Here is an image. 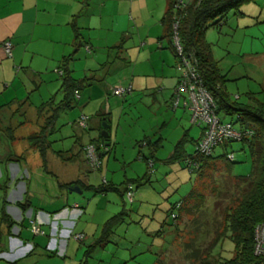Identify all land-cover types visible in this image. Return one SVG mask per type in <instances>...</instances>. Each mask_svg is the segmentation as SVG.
<instances>
[{
	"label": "crops",
	"instance_id": "obj_1",
	"mask_svg": "<svg viewBox=\"0 0 264 264\" xmlns=\"http://www.w3.org/2000/svg\"><path fill=\"white\" fill-rule=\"evenodd\" d=\"M162 1V8H157L155 12L147 0H0V264H39L46 259L50 264H72L73 261L74 264H89L88 259L84 262L78 260L83 242L89 241L87 249L96 244L103 236L105 224L111 219L114 220L107 242L95 246L87 257L90 258L96 250L107 249L109 262L104 261L103 264H127V260L121 259L124 252L118 254V251L121 252L118 246L130 241L118 227L124 223L126 216H130V212L124 209L118 213L113 205L103 202L101 196L94 194L104 188L102 184L97 186L89 182V173L93 170L87 164L83 147L89 143L98 146V139L104 130L103 122L106 121L109 123V141L103 144L105 149L100 148V156L104 160L108 157L114 145L112 137L117 141L121 116L127 114L124 98L142 96L141 99L146 102L147 96V103H152L153 95L154 99L160 98L162 101L165 97L167 107L171 108L177 73L174 54L169 43L165 45L163 42L165 26L162 20L170 0ZM73 19L83 45L78 51ZM154 22L161 26L156 29V36L152 34ZM122 39L125 40L120 53L116 46ZM6 40L12 43L11 57L4 52L3 43ZM136 40L141 42L140 46L136 45L141 50L136 57V65L131 66L129 60L130 65L125 66L124 61L127 62L128 57H131L127 44L134 46ZM86 45L92 47V53L86 51ZM75 51L69 68L75 80L86 82L85 87L76 95L73 111L59 112L56 116L54 131L48 136L51 146L44 160L39 149L32 146L28 139L40 132L45 121L55 111L46 109L39 115L38 108L50 99L56 108L64 99L62 81L56 70L60 69L63 57ZM104 57H108V60L111 57L116 60L121 58L119 65L114 61L115 67L112 65L107 71L111 73L115 68H126L122 71L123 78L112 83V77L108 79L103 76L109 62H103ZM139 63L147 66L142 72L134 74ZM129 85L132 86V92L128 96L118 97L110 93L112 87ZM97 86H101V89ZM85 88L86 91H82ZM98 91H101L100 94H96ZM103 93L106 94V100ZM76 106L78 109L74 112ZM179 111L182 120L187 115L190 118L189 109L182 104L175 110V116ZM82 115L89 117L90 125L87 132L79 134L73 130ZM115 117L118 119L117 125L114 123ZM196 128V132L195 129L181 131L177 128L180 131L177 141L185 139L184 150L187 154V143L196 144L202 137V128ZM161 129L159 138L150 139L152 142L159 141L158 148L163 140ZM83 133L86 135L82 136ZM91 133H94L93 139L89 137ZM85 138L88 140L83 142ZM143 140L149 142L147 137ZM59 151L65 154L66 161L57 155ZM150 157H155L154 152ZM196 178L198 182V176ZM106 182L109 191L113 190L122 197L129 190L127 184L131 181L116 184L111 178ZM65 184L71 186L63 187ZM75 186L83 193L89 191L93 196L85 201L73 198L75 192L70 189ZM97 197L99 200H96ZM174 206H170L169 213L175 209ZM181 211L184 213L185 210ZM182 217L180 213L176 225ZM31 219L43 234L31 233ZM165 222L166 219L162 225ZM160 232L157 229L150 234L158 240ZM76 234L84 236L82 242L75 241L73 236ZM78 243L80 248L76 246ZM123 249L126 255L138 252L136 246L130 248V253L126 247ZM175 250L179 252L172 246L169 255L174 264H179L173 257L178 254ZM117 254L120 258L116 257ZM136 258L137 255L132 259ZM158 261L160 259H155L152 264H159Z\"/></svg>",
	"mask_w": 264,
	"mask_h": 264
},
{
	"label": "rangeland",
	"instance_id": "obj_2",
	"mask_svg": "<svg viewBox=\"0 0 264 264\" xmlns=\"http://www.w3.org/2000/svg\"><path fill=\"white\" fill-rule=\"evenodd\" d=\"M147 2L151 4V8H155L153 10L155 12L157 8L160 9L163 5L162 0H147ZM159 25L157 22L152 24V34L154 36L157 34L156 29L161 27ZM205 39L212 44L213 56L219 64L221 73L227 76L228 81H226L225 88L231 99H237L239 102L245 103L248 102L246 94L251 93L258 100L264 101V0L243 4L239 12H231L225 22L220 23L217 27L208 28ZM163 42L168 45L166 37ZM140 44L141 42L138 40H136L134 46L127 44V48H131L128 49V55L132 59L128 57L127 62L124 61L125 66L130 65L128 61L131 60V66L135 67L136 57L141 51L136 45L140 46ZM171 55L173 57V54ZM174 57L175 72L177 73L178 61ZM102 60L103 62L109 61L107 69L103 71L104 77H108V79L112 77L114 80L112 83L123 78L124 73L122 71L126 68H115L111 73L107 71L109 67L112 65L115 67L119 61H122L121 58L116 60L111 57L108 60V57H104ZM114 61L116 64H113ZM138 65L139 67L135 73L133 72L134 74L142 72L143 68L147 66H143L142 63ZM97 88L101 89V86H97ZM86 89L82 91H86ZM11 91L13 92V88H11ZM55 92L53 94H56ZM100 92L98 91L96 94H100ZM102 96L106 100V94L103 93ZM107 97L110 98L111 95H107ZM141 98L142 96H136L135 98L129 96L127 99H123L126 100L124 105H126L127 111L125 113L128 115L122 114L121 116L117 141H114L112 137L111 141L115 146L113 145L108 157L105 156V160L102 158L101 170L89 173V176H91L89 182L97 186L99 184L104 185L103 188L106 191H104L105 193L95 192L94 194L101 196L100 199L103 202L113 205L118 213L123 212L124 209L130 212V216H126L124 223L118 227L121 229V234L126 236L130 242L121 243L118 246L121 248V252L118 251V254L124 252L121 259L122 261L127 260V264H152L155 259H160L159 264H174L169 255V249L174 246L179 252L175 250L178 254L173 255V257L179 264H229L226 261L230 260L234 254V244L229 238V234L223 238L215 249L212 251L208 249L215 232L222 230L220 227L223 225L221 222L227 213L226 209L234 206L245 190L246 184L237 182L236 177H249L254 172L255 164L250 150L247 147L242 149L240 142H234L226 148L217 147L213 154L214 157L224 152H233L235 154L234 163L227 166L226 162H217L216 166L213 165V168L205 172V178L201 181L199 179L197 182V173H191L185 167L184 162L169 160L174 144L179 141L177 139L180 136V131L177 128L179 127L181 131L185 129L193 131L195 129L196 132L198 131L197 126L190 123L187 114L184 120H182L180 111L175 116L176 109H173L172 104V109L167 107L165 97L162 101L160 98L154 99L155 95H153L151 96L152 103H147V96H145L146 102ZM77 109L78 106H76L74 112ZM229 118L230 116H227L224 120L228 121ZM117 120L115 117V125H117ZM88 124L90 125V121ZM159 129H161L163 140H161L160 147L154 152L155 157L152 159L150 156L153 149L151 145H148V140L144 141L143 139L147 137L151 141L150 139L159 138ZM73 131L82 134V131L87 132L88 130L77 125ZM113 131H115V128ZM84 135L86 134L83 133L82 136ZM89 137L93 139L94 133ZM87 140L88 138H85L83 142ZM186 148L189 154H193L196 150V144L188 142ZM139 151H141L140 154H138ZM142 155L152 159V167L141 158ZM144 176L146 177L143 178ZM111 178H114L116 184L126 180L131 181L127 184V188L133 193L132 201L128 198L127 191L121 197L119 193L107 189L109 186H107L106 181H110ZM133 179L141 180L138 183L133 182ZM195 186H197V192L202 194L204 200L196 201L197 206L194 210H190L192 212L184 211L183 213V211L175 208L169 213L170 206L177 205ZM72 196L75 199L85 201L93 194L86 190L84 193H73ZM96 200H99V197ZM172 213L182 214L183 217L178 220V225H176L177 220L173 219ZM164 219H166V222L165 225H162ZM157 229L161 231V237H158V240L150 234ZM73 238L77 241L75 235ZM78 241L82 242L83 240ZM83 244L78 255L79 261L84 262L85 259H88L89 264L109 262L110 257L106 254L107 249L96 250L90 258L87 255L85 257V252L88 250L86 246L89 241L84 240ZM132 244H135L138 252L134 251V255H126L123 247H126L128 253H130V248H135ZM76 246L78 248L80 244L78 243ZM118 254L116 257H119ZM136 255L137 258L132 259ZM50 260H53V258H50ZM71 263L74 264V261ZM39 264H50V262L46 259Z\"/></svg>",
	"mask_w": 264,
	"mask_h": 264
},
{
	"label": "trees",
	"instance_id": "obj_3",
	"mask_svg": "<svg viewBox=\"0 0 264 264\" xmlns=\"http://www.w3.org/2000/svg\"><path fill=\"white\" fill-rule=\"evenodd\" d=\"M252 1L256 0H188L186 7L176 12L173 6L174 0H170L168 11L162 20L165 26V37L168 39L169 48L174 56L178 58L173 44L174 34L172 24L175 15L179 18L178 35L184 54L188 58L197 61V69L203 77L204 85L214 96L217 105L216 112L219 117L225 121L226 119L224 120V118L230 116V120H226L227 122L232 123L239 129H249L252 131L251 136L244 138L240 143L242 144V149L247 147L250 150L255 164L254 172L249 177H236L237 182L246 184L245 190L242 192L236 204L226 209L227 213L221 222L223 225L220 227L222 230L215 232L213 241L208 249L209 251L215 249L223 238L229 234V238L234 244V254L230 260L226 261L229 264H262L264 262L263 258L254 255L255 229L259 223L264 221V101L258 100L251 93L246 94L248 100H250L249 102L242 103L237 99H231L225 89L226 76L221 73L219 64L213 56L212 45L206 41L205 34L208 28L217 27L220 23L226 21L231 12L238 13L243 4ZM72 27L75 32L76 51H78L83 45L80 42V33L75 19H73ZM124 40L122 39L120 44L116 46L117 52L121 53ZM85 49L88 53L93 52L90 45H86ZM76 51L63 57L60 69H57L61 70L62 75L56 72L62 81L61 92L64 94V99L56 108H54L52 99L47 103H43L38 108L39 115H42L46 109H54L55 111L45 121L40 132L31 135L28 139L32 146L39 149L44 160L46 151L51 146L48 136L54 131L53 122L56 116L59 112L72 110L76 103V92L79 93L85 87L84 83L86 82L75 80L72 77V70L69 68V63L73 61ZM107 141L109 139H104L100 135L97 143L98 145L101 143L105 144ZM184 142L185 139H182L175 146L170 161H183L185 163L187 158L193 156L185 152ZM232 143L234 142L222 147L226 148L227 146H231ZM148 145H151L153 152H155L159 146V141H149ZM57 155L66 161L65 154L59 151ZM227 155L228 153L224 152L217 157H214V155L196 157V160L200 163V168L193 173H197L198 180L200 179L201 181L206 176L205 172L213 168V165L216 166L217 162H226L227 166L230 163L233 164L235 159L231 161L227 158ZM69 158H73V156ZM141 158L146 162L148 159H151L143 155ZM62 186L70 187L71 185L65 184ZM196 188L197 186L180 201L181 203L174 207L179 211L182 209L186 212L194 210L197 206L196 201L204 200L202 194L198 193ZM103 191H105V188L101 190V192ZM178 218L179 214L174 219L177 220ZM113 220L111 219L105 224L102 238L96 244L90 246L86 251V255L93 251L95 246L107 242Z\"/></svg>",
	"mask_w": 264,
	"mask_h": 264
},
{
	"label": "built area",
	"instance_id": "obj_4",
	"mask_svg": "<svg viewBox=\"0 0 264 264\" xmlns=\"http://www.w3.org/2000/svg\"><path fill=\"white\" fill-rule=\"evenodd\" d=\"M188 3V0H174V10H183ZM179 18L173 17V44L178 54L177 58V84L173 90L172 107L177 109L181 104L190 111V122L192 125L201 127L203 130L202 137L196 143V150L185 160L186 168L191 173L198 171L200 163L196 160L198 156H212L215 149L224 146L231 142L242 141L244 138L251 136L252 131L249 129H239L232 123L223 121L217 114V105L213 94L205 87L202 75L197 69V61L185 56L182 45L180 44L179 35ZM3 48L6 56H12V43L6 40L3 43ZM56 72L62 75L61 70ZM111 94L118 97H125L132 92V86H117L112 87ZM76 95L78 93L76 92ZM89 117L82 115L77 120V125L82 129H87ZM105 149L103 144L98 146L94 143H89L83 147L84 155L90 169L93 171L102 168V158L100 150ZM227 158L231 161L235 159L233 152L228 153ZM150 167L153 166L152 159H148ZM106 183V182H104ZM127 196L132 201L133 193L130 189L127 191ZM173 219L177 214H172ZM31 231L34 235H40L39 226L34 220H30ZM77 240H83L82 234L75 235ZM254 255L264 259V221L259 223L255 229ZM264 264V262L262 263Z\"/></svg>",
	"mask_w": 264,
	"mask_h": 264
},
{
	"label": "water",
	"instance_id": "obj_5",
	"mask_svg": "<svg viewBox=\"0 0 264 264\" xmlns=\"http://www.w3.org/2000/svg\"><path fill=\"white\" fill-rule=\"evenodd\" d=\"M108 128H109V123L106 121L103 122V129L104 130L102 132V137L104 139H108V132H107ZM70 190H71V192H75V193H81L82 192L78 186H75V187L71 188Z\"/></svg>",
	"mask_w": 264,
	"mask_h": 264
}]
</instances>
